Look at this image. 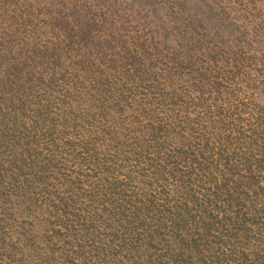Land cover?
I'll use <instances>...</instances> for the list:
<instances>
[{
	"label": "rangeland",
	"instance_id": "1",
	"mask_svg": "<svg viewBox=\"0 0 264 264\" xmlns=\"http://www.w3.org/2000/svg\"><path fill=\"white\" fill-rule=\"evenodd\" d=\"M0 264H264V0H0Z\"/></svg>",
	"mask_w": 264,
	"mask_h": 264
}]
</instances>
